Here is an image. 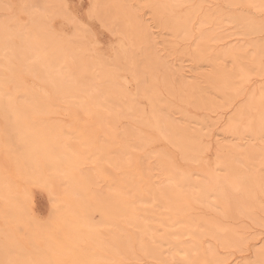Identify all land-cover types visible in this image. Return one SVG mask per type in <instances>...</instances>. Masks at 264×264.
<instances>
[{
	"label": "bare ground",
	"instance_id": "6f19581e",
	"mask_svg": "<svg viewBox=\"0 0 264 264\" xmlns=\"http://www.w3.org/2000/svg\"><path fill=\"white\" fill-rule=\"evenodd\" d=\"M43 1L42 3L46 0ZM93 1L92 9L86 6L89 10L88 13L86 12L87 18L95 15L94 18L100 22V25L102 24L100 27L105 26L120 39L109 59L99 52H97V59L90 56L93 51L89 45L95 44L94 39L91 38L93 32L88 28V22H86L87 26L68 7L67 0H51L49 2H52L51 8L48 3L47 7L42 4L41 0H24L20 5V10L25 13L24 19L27 20L23 29H10L8 24L11 21V15L0 20V53L6 45L5 41L11 35L16 36L19 42L12 52L14 62L10 59H0V64L7 73L4 82L6 81L13 90L12 94L18 91L26 96L22 97V95L23 102L19 103L12 96H10L12 99L8 98V100L0 98V119L3 120V124L0 125V151L5 152L0 153L13 162L11 172L5 173L7 178H1L0 174V197L3 200L0 216L14 212L11 217L8 214L4 217L12 220L15 214L17 217L20 216L15 212L22 211L21 200L15 198L14 190L11 186H5V181L11 182L12 176H17L34 184L43 182L47 185V189H50L47 181L50 175L54 174L52 171L56 168L60 170L67 168L62 166L56 158L57 152L64 151L61 145L62 139L70 142L68 139L73 138L80 142L83 156L70 154L71 152L67 150V155L74 164H80L91 149L101 148L100 154L96 157L97 161L105 160L117 170L124 167L123 156L131 144L137 146L138 150L151 144L155 145L160 139L166 141V144L164 147L153 149L150 153V157L154 158L153 165L149 163V157L140 164L141 174L144 177L142 180L145 181L143 189L132 179L121 176L109 182L105 200L102 197L98 202L97 197V200L90 201V214L79 215L77 210L80 201L78 200L71 199V202L66 203L63 220L59 223L60 231H62L60 232L61 242L56 235L53 238L54 234L51 236V233L47 236L49 238L45 239V242L54 240L62 244L61 253L64 255L66 253L64 258L48 255L45 257L50 247L47 248V253L43 250L42 253L40 250L37 253V248L34 246L33 250L22 257V246L18 247L20 245L13 242L14 236H11V239L13 238L11 241L8 237L9 239L0 243V264H50L53 261H64V264H100L104 257L109 256L108 254L116 264H128L126 260L137 257L139 252L143 256L153 254L155 258L162 261L161 254L159 255L160 245L150 243V237L170 245L173 255L182 252L183 258H187L186 261L191 258L192 252L200 247V241L204 237L214 239L217 246L222 248L243 247L246 238L243 236L244 239H242V232L245 231V226H242L241 232L238 228L239 224L236 225L237 227L223 224L221 219L233 220L246 217L254 222L253 225H256L263 215L260 212L258 217L255 212L261 210L264 212V177L258 170L264 167V82L263 85L256 87L254 83L251 84L253 77L250 78L251 70L248 69L251 64L256 67L262 64L264 41L250 42L252 54L245 52V45L248 43L240 46V44L228 42L224 47L222 45V49H217L218 44L215 43L223 42L228 36L222 31V36L216 34L220 32L215 33L219 28L216 27L215 30L211 24L218 22L219 12L211 5L204 7L203 2H206L204 0H198L184 14H180L178 7L192 0H143L151 13L150 22L142 19L132 4L127 5L125 2V6L118 0ZM227 1L244 3V0ZM247 1L251 4L252 0ZM256 1L261 3L259 0ZM136 2L139 1L136 0ZM252 2L249 6L255 7V0ZM225 4L223 5L226 7L227 4ZM230 5L233 6V4ZM243 5L248 6L246 0ZM49 8L52 9L53 18H62L73 28L72 36L62 38L58 33L62 27L53 28L55 35L47 30V20L45 21L44 17L46 12H49L47 10ZM75 8L77 10L76 6ZM200 11L201 14L199 13L195 18V13ZM243 12H241L243 15L238 13V24L246 28L249 34H253L255 30L259 32L255 28L256 20ZM152 23L156 26H152ZM261 24L262 27L259 25V30L263 28L264 23L261 22ZM153 27L168 29L171 36L176 39L194 38L193 60H204L210 66L212 72L210 76L208 75V79L211 80L212 93L209 94L199 86L197 77L195 81H190L183 65H176L167 55L161 53L162 48L158 47V37L152 31ZM86 32L88 35L84 34ZM125 40L129 43V48L125 49L127 51L123 50ZM76 43L78 48L81 47V51L73 48ZM226 60H230L232 64L229 70L223 65ZM123 72L129 73L133 79L135 92L132 95H129L121 86V82L126 79ZM20 75L34 77L44 83L52 93L51 98L58 103L62 102L64 108L69 105L87 114L102 113L105 116V112L109 113L107 117H111L106 122L110 125L109 128L121 127L118 138L104 140L97 137L98 143L101 139L106 141L103 142L104 145L97 146L95 140L97 134L87 125L78 124L77 128L74 127L76 133L72 136L62 122L38 119L35 116L38 113L44 115L56 113V111L48 102L50 100L40 96L33 89L23 88L18 79ZM247 83L248 86H246ZM252 85H254L252 89H246ZM218 97L222 100H217ZM172 110L181 115V120L170 115ZM225 113L230 115L225 118L226 128L223 131L226 130L237 136L236 139L240 137V141L247 140L243 143L229 144L228 142L226 144L223 143L224 140L222 142L220 139H215V145L213 144L214 147H212L211 141L209 142L210 134L204 131L203 126L209 125L204 117ZM122 118L127 122L120 126L123 124ZM208 121L214 122L210 118ZM146 125L155 126L153 136H146L140 128ZM211 135L213 137V134ZM170 145L184 151L192 158L198 151L213 150L215 159L214 168L209 169L210 179L208 180L203 173L194 175L180 173L175 164L168 161ZM71 151L74 152L72 149ZM97 152L99 153V150ZM154 171H157V174H154ZM60 179L65 191L74 188L84 192L90 184L88 175L83 173H80V178L74 182L64 176ZM146 195L147 198H145ZM131 196L135 198L139 206L130 204L128 197ZM217 200L227 205L225 212L215 209L214 204ZM82 201H85V198ZM51 206L52 213L54 212V216L57 217L54 203ZM96 211H99L104 219L101 222L108 225L110 235L107 238L111 242L109 246L106 240L102 242L106 238L102 236L100 240L101 235L96 232L97 226L94 224L96 220L92 222L91 214L93 215ZM69 212L74 213L76 217L69 219L67 216ZM58 217L54 219L58 220ZM21 220L19 221L22 223L23 220ZM15 222L14 224H17ZM32 222L24 223L26 225L29 223L31 228ZM33 224L35 225L32 223V226ZM16 228L19 230V227L16 226ZM26 228L28 229L27 226ZM57 228H55L56 231H58ZM50 231L52 232L51 229ZM96 233L100 236L99 239ZM33 235L34 240L37 236L34 235L33 238ZM40 236L42 237L41 234ZM185 236L187 237L184 238ZM132 237L136 241L134 249L129 242L133 239ZM28 238L30 237L27 236L26 240ZM51 242L49 243L52 244ZM104 243L110 247L107 250L110 252L107 256L105 251L108 248ZM135 249L138 252H135ZM216 250L213 246H207L204 252L201 251V259L207 264L227 261L228 258L220 256ZM101 251H104L105 256ZM252 252L253 259L251 261L244 259L245 261L240 264H264V242ZM33 253L38 257H32ZM100 253H102L101 256ZM119 254H121L120 258H118ZM41 255H43L42 258L39 257ZM162 262L168 263L166 260Z\"/></svg>",
	"mask_w": 264,
	"mask_h": 264
},
{
	"label": "rangeland",
	"instance_id": "374dc122",
	"mask_svg": "<svg viewBox=\"0 0 264 264\" xmlns=\"http://www.w3.org/2000/svg\"><path fill=\"white\" fill-rule=\"evenodd\" d=\"M23 1L24 0H0V20H4V19L8 18L9 15H11V21H9V24H8L11 30H16L17 28L23 29L26 26L25 23L27 20L24 19L25 13L20 10V5L22 4ZM50 1L46 0L44 3H42V0H41V3L45 4V6L47 7L48 4H49L48 6H50V4L52 3V2L49 3ZM118 1H120L121 4H125V6H126V3H127V5L128 4L134 5L135 8L137 9V11L139 12V14L142 16V19L148 20L150 22L151 13H150L149 8L143 3L144 2L143 0H138L139 2H136V0H125V1L124 0H118ZM197 1L198 0H192L190 3H184V4H182V6H179L178 10L180 11V14H184L186 12V10L190 6H192V5L194 6ZM204 1H206V2H203L204 7L211 5L213 8L218 9V12H219L218 13V16H219L218 22L219 23L213 22V24H211V27L213 29L216 30V27L220 29V31H218L219 30L218 29L217 31H215V33L220 32V34L219 33H216V34L221 35V36L224 34V35L228 36V37H226V39L223 40V42L219 41V42L215 43V44L219 45V46L217 45V49H222L221 48L222 45L224 47L228 42H231V44L233 42V44H235V45L240 44V46H242V44L245 45V43L246 44L248 43V45H245V49H246L245 52H248V54H252L253 52L251 53V51H250V49H251V47L249 45L250 42L252 43V41H256V40L264 41V24H263L262 30L261 29L259 30V27L262 25L261 22L264 23V3H263L264 1L262 2L261 0H259L261 2L260 3L261 5H260L258 3V1L255 0V2H256V3L254 2L255 7L249 6L253 3L252 1H254V0L251 1V4H250V1L246 0V5H248L249 7L243 5V4H245V0H244L243 4L241 2L236 3V2H230L227 0H225V1L224 0H204ZM67 2H68V4H67L68 7H70V9L74 13H76L79 18H81L83 23H85L87 25L86 22H88V24H89L88 28L91 29V31L93 32V37H91V38H92V40L94 39L93 41L96 45L92 44V43H91V45H89V46H91L90 48L93 51L92 53H90V56L91 57L94 56V58L97 59L96 58L97 52H99V53H101L102 56L109 59L111 57V55L113 54V50L117 47L120 39H119V36H117L116 34L114 35L112 32L108 31V29L105 26L100 27V26H102V24L100 25L99 24L100 22L94 18L95 15H94V17L92 15L91 18L90 17L87 18L88 15L86 14V12L89 11L88 9H92V7H94L93 6L94 1L93 0H91V1L90 0H67ZM224 3L227 4V5L225 4L226 7L223 5ZM257 3L259 6L256 5ZM185 4L186 5L188 4V5L186 6ZM230 4H233V6ZM239 4H241V5L239 6ZM81 5H84L85 7L81 6ZM75 6L77 7V10H76ZM86 6L88 7V9H86L87 8ZM223 6L225 9L220 8ZM183 7H184V9H183ZM244 7H245V9H244ZM50 8H51V6H50ZM49 9H47L49 12H46L45 17H44L45 21L47 20V30L50 33H52L53 35H55L53 28L54 27H58V28L62 27L58 31V33H60L62 38H68V37L72 36L73 28L69 24L65 23V21L62 18H59V19L53 18L51 16L52 15L51 14L52 9H50V10ZM241 9H243V10H241ZM201 11L195 13V18L197 17V15H199V13L201 14ZM241 12L249 15V17H251L252 19L254 18L256 20V24H255L256 27L255 28H257L259 32H256V30H255L253 34L252 33L249 34L247 32L246 28H244L243 26L238 24L239 20L237 19V17L239 15L238 13L242 14ZM49 18H51V21H49L50 20ZM257 20H258V22H257ZM50 22H51V24H50ZM221 23H223V24H221ZM90 24H92V25H90ZM153 25L156 26L154 23H152V26ZM152 31H154L155 36L158 37V42H159L158 47L162 48L161 53L163 55H167V57L169 59L173 60V62L176 65H178V64L183 65L184 66L183 69H184V71L187 72L186 74H187V77L190 79V81H195V79L197 77L196 80H198L199 86L202 87L204 90L208 91L209 94L212 93L210 91L211 80L208 79L210 76L209 74L212 72L210 66H208V63L204 60H197V59L193 60V54H192L193 46L192 45H193L194 38L191 37L188 39H181V38L176 39L175 37H172L169 30L165 29V28L162 29V28H158V27H153ZM221 31L223 34H221ZM260 31H261V33H260ZM111 33L113 34V36ZM84 34L88 35V32H86ZM213 43L214 42H212V44ZM5 44L6 45L4 46V49L0 53V59L1 60H3V59L9 60L10 59V60H12V62H14V59L12 57V54H13L12 52L19 45L18 38L16 36L11 35L8 38V40L5 41ZM127 47L129 48V43H128V41L125 40V41H123V50L127 51V50H125V49H128ZM73 48L81 51V47L78 48L77 43L73 45ZM223 65L227 68V70H229L232 67L230 60L224 61ZM263 68H264V55L262 57V64H260L259 67L254 66V64H251L248 66V69L251 70L250 78L253 77L251 79V84L254 83L255 87L259 86V85H263V82H264V72H263L264 70H263ZM123 74L125 75L126 79L123 80V82H121V86L126 90L127 93H129V95H132L135 92V89L133 88V79L129 73L123 72ZM6 78H7V73L5 71V68H3V66L0 64V80L2 83L0 85V98L8 100V98H11L10 96H12L16 100L17 103H19L20 101L23 102L21 99V96L23 95L22 97H24L25 94L18 92V91H16L14 94H12L11 91H13V90L10 89V87L7 85L6 81L4 82V80ZM18 79L20 81V84L23 86V88H25V89L29 88L31 90L33 89L34 91L38 92V94L40 96L45 97L47 100H50L48 102L51 103L52 107L56 111V113L44 114V115H41L38 113L35 115L38 119L42 118V119L49 120V121L56 120V121L62 122L63 125L67 126V128L69 129V130L67 129V131L72 136H74V133H76V130L74 129V127L77 128L78 124H84V125H87L88 128L90 130H92L95 134H97V135H95V140L97 137H99L97 139L102 138L104 140L105 139L106 140H108V139L113 140V139L118 138V134L121 131V129H120L121 127L118 129H116V128L110 129L109 128L110 125L106 123L109 121V119L111 117V116L107 117V115H110L109 113L105 112L106 113L105 116L102 113H95L96 115L90 114V113L87 114V113L80 111L79 108L78 109L74 108V107L72 108L69 105L65 106V108H66L65 109L63 107L62 102L58 103V101L53 100L51 98L52 93L50 92V89L46 85H44V83H42L41 81L35 79L34 77L22 76V75L18 76ZM254 85H252L251 87H248L246 89L250 90L253 88ZM246 86H248V83ZM23 99H25V98H23ZM217 100H222V99L220 97H218ZM143 104L146 107V104L145 103H143ZM170 115L173 118H176V119L179 118V120H181V115L179 113H177L175 110H172ZM229 115L230 114H227V113L222 114V115L212 114L209 117H206V116L204 117L206 123H209V125L206 124L205 126H203L205 128L204 131L210 134L209 142L211 141L210 143H211L212 147H214V145H215V139H220V141H222V142L224 140L223 143H226V144L228 142H229V144L230 143H236V142L237 143L238 142H241V143L246 142L247 139H245L244 141H240L239 140L240 137H238V139H236L237 136L233 135L232 133L230 134L226 130L223 131V129L226 128L224 125L225 124L224 122H226L225 118H227ZM209 118L211 121H214V122L208 121ZM150 120L153 121L152 118H150ZM0 121H1L0 125L3 124V120L0 119ZM121 122L123 124H120V126L124 125L127 122V120L122 118ZM140 128L144 131V134L146 136H151V135L153 136V134H155L156 128L154 125H151V126L146 125V126H143ZM211 134H213V137ZM102 139H101L102 143L100 141L98 143V141L96 140V144H98L97 146H102L105 144L103 142H106V141H104ZM68 141H70V142H67L66 139H62L61 145L63 146L64 151H62V152L59 151L56 153V158L58 159L59 163L62 164V166L67 167L68 169L64 168L63 170H60V169L56 168L55 170L52 171L54 174L50 175L51 177L48 181L45 180V182L47 181L49 183L50 189L49 188L47 189V185L43 184V182L38 183V184H34L32 181H27L26 179L23 180L17 176H12L11 182L10 181L4 182L5 186H11L12 187V189L14 190L15 198L21 200L20 205L22 206V211H21V213L20 212H15V213H17V215L20 214V216H18V217H20L24 222L27 223V222L33 221L32 223H35V225H36L35 226L33 224V226H32V223H30L31 224L30 225L31 228H30L29 223L26 225L20 218H18L16 216V214L14 216L15 220L12 219V220H14V221H12L9 217H11V215H14L13 214L14 212L13 213H7L9 215V217H7V218H9V219L4 218V217H6L5 215H7L5 213V211L3 212V213H5V215L0 216V243L5 242L7 239H9L8 237H10V241H11L13 239V238L11 239V236L12 237L14 236V240H12V241L17 242L20 245L18 247L22 246L21 247L23 250V251H21V252H23V253H21L22 257H25L26 254H28L31 250L34 249V247L37 248L36 249L37 251L34 250L37 253H38V250H40L41 253L43 251L46 252L47 248L50 247L49 248L50 250L48 251V254L45 255V257H47V255H48V256H53V257H60V259H61V257L64 258L66 256V253H65V255L63 253H61L63 245L58 244V243L61 242V239H62V237H61L62 231H60L59 223H61V221L63 220V212L67 208L66 203L68 201L71 202V199L78 200V202L80 201V204H79L78 210H77L79 215L81 216V215L90 214V211H91V209L89 208L90 201H94V199L97 200V197H98V202L100 201V199L102 197H104V200H105L106 194L108 191V187H109V182L111 180L114 181L115 179H117L121 176H126L130 180L132 179V181H134L135 183H138V185H140V188L143 189V187L145 185V181L142 180V178H144V177H143V174H141L140 164L142 162H144V160H146L147 157H149L148 158L149 163L153 165L154 158L150 157V153L153 151V149H156L158 147H164V145L166 144V141H163L160 139V141H158L155 145H153V144L148 145L145 148L143 147L141 150H138L137 146H135L134 144H131L129 150L126 151L124 156H123L124 157V163H125L124 167L120 170H117V169L113 168L105 160L97 161L96 157L100 154L101 148L100 149L99 148L91 149V151L87 152L86 155L83 157L84 159H83V161L80 162V164H78V163L74 164L73 161L71 159H69V155H67V150H69L71 152L70 154H74L76 156H77V154L78 155L80 154L81 156H83V152H82L81 146L79 144L80 142L78 143L73 138L71 140L68 139ZM71 149L74 152H72ZM169 149H170V151L168 152V156H169L168 161H172L175 164L176 169L180 173H184L185 175H194V174H198V173H203L204 176L208 180L210 179L209 169L214 168L213 162L215 159V155H213V150L198 151L197 153L193 154V158H192V156L190 157L184 151H182V150L180 151V150L172 147L171 145H170ZM98 150H99V153L97 152ZM0 152H2L3 154L5 153L3 151H0ZM2 153H0V174H1V178H7V177H5V173L11 172V170L13 168L12 167L13 162L11 160L7 159L4 155H2ZM101 155H104V154H101ZM76 156H74V157H76ZM104 157L105 156H103V158ZM258 170L262 174V176L264 177V167H262ZM80 173H83L84 175H88L89 180H90V182H89L90 184L88 185V187H86L85 191L82 192L81 190H77L74 188L68 189V191H65L64 186L62 187V185H61L62 182H61L60 178L64 176V177L70 178L71 181L74 182V180H78L80 178ZM153 173L157 174V171H154ZM85 193H87V194H85ZM83 198H85V201H82ZM145 198H147V195L145 196ZM128 200H129L130 204H132V206L136 207V205H138L135 202L134 197H132V196L128 197ZM53 203H54V210H56V212H57V217L59 216L58 220L54 219L57 217L54 216V214H53L54 212L52 213V211H51L52 210L51 205ZM263 204H264V201H263ZM2 205H3V200H2V197H0V208L2 207ZM214 206H215V209H217L218 211L225 212V210L227 209L226 208L227 205H225V203L221 200H217L216 203L214 204ZM263 208H264V206H263ZM257 212H255L256 215L258 214V217H259V213L261 212L260 214H262L263 216H261V215L260 216L263 218L261 219V217H260V220H258L257 219L258 217L256 218V216H255L256 220H258L257 222H259V223H256V225H253L252 223H254V222L253 221L251 222L246 217H241L240 219H233V220L230 218L221 219L223 224H228V225L230 224L233 226L234 225L236 226L239 224L238 228L241 230V232L243 231V227L245 226L246 229H245V231H243L244 233L242 232V234H243L242 239L246 238L245 239L246 241L244 240L245 243H244L243 247H241V248H236V246L231 247L230 249L222 248L220 246H217V243L215 242L214 239H212L210 237H204L200 241V247L196 251H193L191 258L188 261H186L187 258L186 257L183 258L182 252H177L176 255H173V252L170 249V245H168L167 243H165L163 241L155 240V238L153 240L152 237H150L149 242L153 243L155 245H160L159 255L161 254L162 261L166 260V262H168L167 264H170V262H172V264H207V262L203 261L200 257L201 251L204 252V250H205V248H207V246L215 247L217 249L216 253H219L220 256L228 258L227 261H220L219 264H225V263L226 264H240L241 262H244L246 259L251 261L253 259V256L251 255V254H253L252 251L254 249L260 247L262 245V243L264 242V239H263L264 238V236H263L264 235V212L262 210L257 211ZM91 213H93V211ZM60 215H62L61 216L62 219L60 218ZM67 216L69 219H74L76 217L74 215V213H72V212L67 213ZM91 216H93L92 222L96 220L95 221L96 223H94V222L93 223L96 224V226H97L96 232H98V234L101 235L100 240H102V236H103V238H106V239H103L102 242H104V240H106L107 245L108 246L111 245V242H109V239L107 238L108 235H110L108 233V231H109L108 225L102 223L104 219L101 216V213L99 211H96V213H94L93 215L91 214ZM1 217L4 219H2ZM99 217L101 218L99 223H102V224L98 223V220L100 219ZM17 218L19 220H21L25 226ZM9 220H11V221H9ZM54 221H56L57 223ZM58 221H60V222H58ZM14 222L17 224H14ZM196 222L197 221H195V223ZM54 223H55V225H53ZM18 224H20V226H18ZM257 224L260 227L257 226ZM16 226L19 227V230L16 228ZM26 226L28 227V229L27 228L25 229ZM20 227H21V229H20ZM33 227H35V228H33ZM54 227L55 228L58 227L57 228L58 231H56V229ZM150 228L154 229L153 227H150ZM30 229L31 230L33 229V230L30 231ZM35 229L37 230V232ZM40 229H42L43 231L45 230L44 232H46V233L42 232V230L40 231ZM50 229L52 230V232L50 231ZM152 229H150V230H152ZM53 230H55V231H53ZM154 231H155V229H154ZM39 233L42 235V237H45V238L43 239ZM56 233H58L59 237ZM24 234L26 235V238H27V236L30 238H28L26 240ZM33 234L35 235V237L36 236L37 237L34 238ZM49 234L51 236H53V234H54L53 238L56 235L57 238L60 239L59 242H56L54 240H47L45 242V239L49 238V237H47ZM98 234L96 233V236ZM252 234H253V236H252ZM7 235H9V236H7ZM32 235H33L34 240L32 239ZM6 236H7V238H5ZM243 236H244V238H243ZM186 237L187 236H185L184 238H186ZM99 238H100V236L98 235V239ZM132 238L134 239V237H132ZM29 239H32L33 243H32V240L30 241ZM133 239L129 240L132 249H134L136 247V241H135V239L134 240ZM22 240L26 243H24ZM27 241H29L31 243L28 244L29 242H27ZM49 242H51L53 245L50 244ZM46 243L48 244V246ZM56 245H58V246H56ZM105 246H106V244H105ZM108 246H106L108 248L105 251L106 256H107V253H110L107 251L110 248ZM59 248H60V250H58ZM237 249H239V251H237ZM51 251H53V252H51ZM54 251L56 253H54ZM15 252L18 253L19 250L18 251L16 250ZM135 252H138V251H136V249H135ZM35 253H33V256L32 255L31 256L32 257H35V256L38 257L37 254L34 255ZM102 253H103V256H105L104 251ZM102 253H100V256L102 255ZM15 255H17V254H15ZM23 255H25V256H23ZM39 255H40V253H39ZM108 255L110 256V254H108ZM120 255L121 254L118 255V258L121 257ZM42 256L43 255H41L39 257L42 258ZM109 256H107V257H109ZM102 257H101V259H103ZM107 257H104L105 259L102 260L103 262L100 261V264L101 263L102 264H116L112 259H110V257L109 258H107ZM28 258H29V256H28ZM101 259H99V260H101ZM162 261L155 258L153 254L143 256L140 252L138 253L137 257L130 259V260H126V262L128 264H166ZM58 262L60 263L61 261H58ZM58 262L53 261L54 264H59ZM53 263L51 262L50 264H53ZM62 263L64 264V261L61 262L60 264H62Z\"/></svg>",
	"mask_w": 264,
	"mask_h": 264
}]
</instances>
